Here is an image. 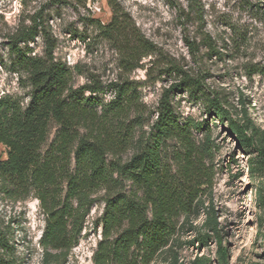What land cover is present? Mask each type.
Instances as JSON below:
<instances>
[{"label": "rangeland", "instance_id": "obj_1", "mask_svg": "<svg viewBox=\"0 0 264 264\" xmlns=\"http://www.w3.org/2000/svg\"><path fill=\"white\" fill-rule=\"evenodd\" d=\"M116 1L156 46L154 54L129 63L124 48L101 33L99 24L109 25L113 18L109 0H0V97L28 103V74L15 65L10 48L22 30L38 24L55 40L56 61L71 70L74 89L101 85L103 93L96 96L106 104L114 98L113 85L132 84V111L125 123L134 126L137 138L149 133L163 93L181 81L175 68L198 80L208 96L222 98L235 120H250L264 132V0ZM46 46L44 34L21 44L32 50V57L44 56ZM204 103L187 93L173 95L181 121H210L206 166L212 181L204 187V207L180 218L175 241L151 264H264V157L238 146L227 125L207 116ZM58 130L52 122L47 148ZM207 139L194 134L200 150L209 145ZM178 150V141L168 140L166 161L172 162ZM130 155L131 150L124 159ZM6 158L0 145V159ZM130 187L127 183V191ZM103 195L98 194L79 244L64 264H94L102 239ZM209 207L217 215L220 243L205 224ZM45 225L37 199L15 201L0 193V230L15 245L18 264H44ZM204 234L211 240L202 247L197 239Z\"/></svg>", "mask_w": 264, "mask_h": 264}, {"label": "trees", "instance_id": "obj_2", "mask_svg": "<svg viewBox=\"0 0 264 264\" xmlns=\"http://www.w3.org/2000/svg\"><path fill=\"white\" fill-rule=\"evenodd\" d=\"M109 4L113 18L109 25L99 24L101 33L124 48L129 63L154 54L156 46L137 31L117 1ZM39 28L35 24L22 30L10 48L15 65L28 74L30 93L26 105L12 96L0 97V145L7 151V158L0 159V193L15 201H39L46 223L41 238L44 264L66 262L102 192V239L94 264H151L175 241L180 218L204 207V187L212 181L206 166L210 121H181L173 95L187 93L203 100L207 116L227 125L238 146L247 152L256 149L260 157L264 132L250 120H235L222 98L208 96L198 80L175 68L181 81L163 93L149 133L137 138L134 126L125 123L132 111V84L113 85L114 98L106 104L96 96L103 93L101 85L74 89L71 70L56 61L55 40ZM41 34L45 55L32 57V50L21 44ZM52 122L59 130L47 148ZM194 134L207 136V148L199 149ZM170 139L181 146L172 162L165 157ZM206 210L205 224L220 243L216 212L213 207ZM210 240L204 234L197 242L203 247ZM10 241L0 230V264H18Z\"/></svg>", "mask_w": 264, "mask_h": 264}]
</instances>
